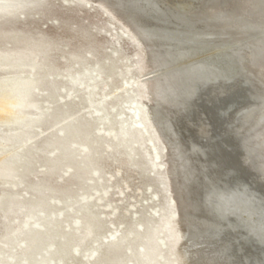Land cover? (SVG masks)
<instances>
[{
    "label": "rangeland",
    "instance_id": "374dc122",
    "mask_svg": "<svg viewBox=\"0 0 264 264\" xmlns=\"http://www.w3.org/2000/svg\"><path fill=\"white\" fill-rule=\"evenodd\" d=\"M35 1L16 19L0 20L1 52L34 48L37 60L47 58L48 64L0 69V76L37 79L31 97L36 107L27 109V119L42 114L31 124L33 139L24 146L28 161L20 149L11 176L0 179V264H179L170 222L176 203L167 180V152L149 132L143 113L140 46L97 0ZM173 1L178 0L163 3ZM182 1L201 3L206 13L236 3L222 0L210 7L213 0ZM253 34L245 38L264 32ZM246 39L231 46H242ZM229 45L218 50L228 53ZM234 87L249 96L241 81ZM213 96V91L204 92L179 116L177 129L184 141L195 135L186 134V126L197 125L194 132L201 138L213 131L216 136V114L227 112L231 119L250 102L239 95L215 105ZM11 133L1 134L9 136L12 148L23 143L10 138ZM56 136L63 144L47 146ZM87 224L94 234L81 244ZM113 236L119 238L117 245L109 242Z\"/></svg>",
    "mask_w": 264,
    "mask_h": 264
},
{
    "label": "bare ground",
    "instance_id": "6f19581e",
    "mask_svg": "<svg viewBox=\"0 0 264 264\" xmlns=\"http://www.w3.org/2000/svg\"><path fill=\"white\" fill-rule=\"evenodd\" d=\"M97 2L140 46L145 69L140 80L146 98L143 113L150 126L149 132L152 129L167 152V180L172 202L176 203L170 222L176 235L174 247L180 258L179 264H264V249L252 252L248 246L250 240L264 244V195L261 198L257 190L248 185L241 189L226 187L221 172L210 169L212 162L207 158L206 146L193 140L184 141L176 121L190 107L202 87L223 85L242 76L243 81L252 86L249 91L252 100L237 111L233 133L241 141L245 162L264 181V34L249 40L245 38L264 32V0H236V3L233 0L235 4L227 9L215 10L212 6L222 0L207 1L212 7L208 13L201 3L195 6L193 2L182 0L171 4L159 0ZM35 3V0H0V20L9 18L5 21H12L19 12ZM128 20L131 24L127 23ZM243 38L248 42L231 46L242 42ZM144 39L148 45L144 44ZM225 44L231 46L228 53L218 50ZM37 55L34 48L0 51V69L33 68L35 63L46 68L47 58L37 60ZM151 73H154L152 77L143 78ZM36 82L37 79L30 76H0V117H3L0 125V179L11 176L12 164L20 149L27 158L24 146L33 139L29 135L31 124L42 116L27 119V109L36 107L31 100ZM4 125L7 129H3ZM5 131L12 132L10 138L22 139L23 143L12 148L9 136L1 134ZM62 139L56 136L46 144L58 148V144H63ZM67 147L71 151V147ZM63 149L68 151L65 147ZM225 232L232 236H226ZM93 234L94 227L87 224L81 244ZM187 234L188 238L185 237ZM118 240L113 236L109 242L117 245ZM99 254L100 250L94 258Z\"/></svg>",
    "mask_w": 264,
    "mask_h": 264
},
{
    "label": "water",
    "instance_id": "95a60500",
    "mask_svg": "<svg viewBox=\"0 0 264 264\" xmlns=\"http://www.w3.org/2000/svg\"><path fill=\"white\" fill-rule=\"evenodd\" d=\"M145 44L148 45V42L144 39L143 40ZM242 82V85L246 86L248 90L252 89V86L248 83H245L243 81L242 76H239L238 78L233 79L230 83H224L223 85H207L205 87H202V89L199 90L197 93L195 100L191 103L190 107H192L200 98V96L206 92V91H213L214 98L211 99L212 102H214L215 105H219V103H224L228 100H235L239 95H242L238 88H235L236 82ZM228 89L230 92H228V95L221 94V89ZM224 95V96H222ZM245 95V94H243ZM242 95V96H243ZM244 97V96H243ZM244 102L251 101L252 98L248 95H246ZM230 110V107H229ZM228 110V111H229ZM189 111V108L187 110H184L183 113ZM217 119L215 121V127L217 130L216 136L213 134L210 137H207L203 139L200 136H198V132L195 134V129L193 126H186V134L194 133L193 141L205 143L206 151H207V158H210L211 160V167L210 169H214L215 171L218 169L219 172H221L220 177L222 180H224V185L228 188H237L239 189L242 186L248 185L250 186L254 191L257 190L258 194L262 197L264 195V181L259 179L257 172L252 169L244 160V150L241 146V141L236 136V134L233 133V127L236 124L234 121L237 117L236 115L232 117L231 119H228L226 117L227 112L217 113L216 114ZM179 120V117L176 119V121ZM220 123H223V127L220 128ZM220 125V126H219ZM219 126V127H218ZM220 128V129H219ZM184 133V134H185ZM185 134V135H186ZM241 189V188H240ZM177 199V198H176ZM179 203H181V200L179 198L177 199ZM178 203V204H179ZM227 232V231H226ZM225 232V233H226ZM226 236L230 237L232 235H229V233L225 234ZM185 237H189L187 234ZM235 241V240H234ZM235 247V245H233ZM249 248L252 250V252H261V250L264 249V244L260 245L258 242L250 240L249 241ZM236 249V248H235ZM235 251V250H232ZM261 256V255H260Z\"/></svg>",
    "mask_w": 264,
    "mask_h": 264
}]
</instances>
